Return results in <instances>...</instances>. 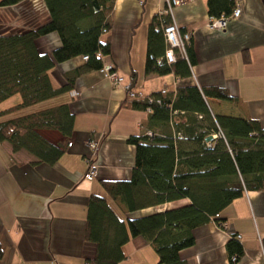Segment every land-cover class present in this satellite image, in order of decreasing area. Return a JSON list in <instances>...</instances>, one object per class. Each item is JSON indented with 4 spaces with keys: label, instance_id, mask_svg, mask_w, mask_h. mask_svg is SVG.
I'll return each mask as SVG.
<instances>
[{
    "label": "crops",
    "instance_id": "1",
    "mask_svg": "<svg viewBox=\"0 0 264 264\" xmlns=\"http://www.w3.org/2000/svg\"><path fill=\"white\" fill-rule=\"evenodd\" d=\"M177 1L179 4L166 15L165 0H113L110 53L102 58V64L113 65L123 84L113 86L101 70H93L78 76L68 93L23 111L69 104L74 115L73 133L57 162L35 164L27 154L12 153L6 143H0V264H94L89 260L95 254V245L85 240L89 197H107L101 181L130 178L135 149L127 139L143 134L148 117L146 112L127 106L131 99L125 85H132V91L143 97L185 85L221 87L234 101L208 100L213 114L256 120L264 128L262 0H234L240 15L230 18L222 31L209 27L214 18L208 15V0ZM155 20L158 25L149 40V28ZM48 21L43 0L0 7L2 35L35 29ZM172 23L180 35L190 37L188 46L194 58L190 76H147L148 57L153 54L157 61L162 60L165 42L161 31ZM36 45L40 52L51 55L61 42L56 33H51L37 39ZM83 64L80 56L56 63L50 72L53 83L66 85L65 74ZM72 91L77 95L71 97ZM19 101V96H13L0 104V111ZM39 132L55 145L64 139L55 131ZM89 141L98 143L95 155L87 146ZM89 163L98 168L94 180L84 178ZM188 203L179 200L132 213L111 206L121 218L131 219ZM220 217L224 219L223 228L210 221L193 231L195 242L179 252L180 259L185 264H231L226 243L231 235H239L244 254L235 264H262L264 190L245 191ZM123 252L126 258L119 264H158L157 255L142 237L132 238Z\"/></svg>",
    "mask_w": 264,
    "mask_h": 264
},
{
    "label": "trees",
    "instance_id": "2",
    "mask_svg": "<svg viewBox=\"0 0 264 264\" xmlns=\"http://www.w3.org/2000/svg\"><path fill=\"white\" fill-rule=\"evenodd\" d=\"M21 1L0 0V7ZM43 1L48 22L24 32L0 34V104L13 96L20 98L0 111V143H6L12 153L27 154L35 164L50 165L64 154L72 136L70 106L64 103L23 111L68 93L81 74L101 70L102 58L110 53L113 0ZM234 8V0L207 1L208 15L214 19L230 17ZM156 25L155 20L149 28V40ZM51 33L58 35L61 45L48 55L39 51L36 41ZM188 45L185 57L176 52L171 64L165 61L164 52L161 61L150 54L145 75L189 77L194 58ZM79 56L87 60L65 74L66 85L56 86L50 76L55 64ZM208 100L234 101L221 87L185 85L128 102L129 108L144 111L148 117L143 134L127 139L135 149L130 178L101 181L107 197H89L85 240L95 245L90 262L119 264L126 258L123 247L132 238L142 237L157 255L158 264H185L179 252L194 244L196 228L210 221L223 228V210L245 191L264 190V128L256 120L213 114ZM41 130L55 131L64 139L52 144ZM214 135L212 142H205ZM179 200L189 203L131 219L121 218L111 206L132 213ZM261 245L264 253V238ZM226 251L231 264L243 257L236 235L230 236ZM2 258L0 243V263Z\"/></svg>",
    "mask_w": 264,
    "mask_h": 264
},
{
    "label": "built area",
    "instance_id": "3",
    "mask_svg": "<svg viewBox=\"0 0 264 264\" xmlns=\"http://www.w3.org/2000/svg\"><path fill=\"white\" fill-rule=\"evenodd\" d=\"M166 2V8H165V14L170 15L172 12V8L179 4L177 0H165ZM240 8L237 6L232 11V14L228 18H220V19H211V22L209 23V27L211 29L216 30H224L226 28V24L229 21L230 18H238L240 15ZM162 34L163 38L166 44L165 52H164V59L168 64L175 62V53L179 52L181 55L185 57V46L189 43L190 37L188 34H179V31L175 24H169L162 28ZM100 56V54H98ZM83 61L87 60V57H82ZM101 71L105 75V77L111 82L113 86H120L123 84V79L117 75L115 72V69L113 65L107 64L103 65ZM125 90L127 91V95L130 99L134 98H140L141 95L139 93H136L132 90H129V85L124 86ZM164 92V91H162ZM77 93L72 91L71 97L76 96ZM148 137H152L150 133H146ZM221 136V134H218ZM179 136V135H178ZM213 138H216L214 135ZM88 148L91 151L92 155H95L98 150V143L97 141H89L87 143ZM98 177V168L96 165L89 163V166L87 168V172L84 175V178L86 180H94ZM236 238L239 240L240 236L236 235ZM264 256V255H263ZM232 262H235V259H231ZM264 264V261L263 263Z\"/></svg>",
    "mask_w": 264,
    "mask_h": 264
},
{
    "label": "water",
    "instance_id": "4",
    "mask_svg": "<svg viewBox=\"0 0 264 264\" xmlns=\"http://www.w3.org/2000/svg\"><path fill=\"white\" fill-rule=\"evenodd\" d=\"M262 2L264 3V0H262ZM94 8H97V3L96 2H94ZM212 140H213V137L212 136H208L205 139V142L210 143V142H212Z\"/></svg>",
    "mask_w": 264,
    "mask_h": 264
},
{
    "label": "bare ground",
    "instance_id": "5",
    "mask_svg": "<svg viewBox=\"0 0 264 264\" xmlns=\"http://www.w3.org/2000/svg\"><path fill=\"white\" fill-rule=\"evenodd\" d=\"M102 69V68H101ZM221 228V227H220Z\"/></svg>",
    "mask_w": 264,
    "mask_h": 264
},
{
    "label": "rangeland",
    "instance_id": "6",
    "mask_svg": "<svg viewBox=\"0 0 264 264\" xmlns=\"http://www.w3.org/2000/svg\"><path fill=\"white\" fill-rule=\"evenodd\" d=\"M39 105V104H38Z\"/></svg>",
    "mask_w": 264,
    "mask_h": 264
}]
</instances>
